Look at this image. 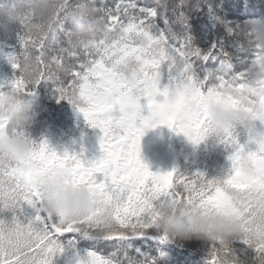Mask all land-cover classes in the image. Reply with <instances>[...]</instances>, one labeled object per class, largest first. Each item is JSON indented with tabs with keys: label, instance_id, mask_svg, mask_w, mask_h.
Masks as SVG:
<instances>
[{
	"label": "snow or ice",
	"instance_id": "snow-or-ice-1",
	"mask_svg": "<svg viewBox=\"0 0 264 264\" xmlns=\"http://www.w3.org/2000/svg\"><path fill=\"white\" fill-rule=\"evenodd\" d=\"M187 5L188 0H63L47 24L36 23L33 13L21 20L26 28L22 51L9 56L20 76L10 89L31 95L41 81L53 82L59 98L100 129L102 155L86 162L42 141L23 160L0 159V203L15 209L26 202L35 209L27 223L17 217L10 224L0 221V264H52L61 250L58 237L74 229L85 234L102 229L103 246L116 250V259L90 253L86 264H152L131 255L129 245L143 248L158 208L179 201L236 217L240 231L232 237L251 247L257 264H264V134H252L257 148L244 153L233 127L216 132L235 149L232 170L223 178L187 175L176 168L153 172L140 155L145 130L161 124L199 144L211 128L210 100L248 112L253 104H264V97L245 99L236 91L248 82L264 86L251 71L264 65V43L255 42L251 65L236 69L232 53L219 41L201 48L186 27L179 36L173 31L175 24L187 25ZM85 11L98 25V35L76 48L68 22ZM253 18L257 16L249 15L246 22ZM242 25H231V33L249 36ZM22 60L34 67L32 78L24 76ZM128 62L131 75L120 70ZM2 89L0 85V104ZM57 168L67 171L70 183L88 186L101 203L112 206L107 225L91 214L69 219L60 213L57 219L43 207L41 181ZM167 238L165 232L158 237ZM210 239L209 264H242L228 238Z\"/></svg>",
	"mask_w": 264,
	"mask_h": 264
},
{
	"label": "trees",
	"instance_id": "trees-1",
	"mask_svg": "<svg viewBox=\"0 0 264 264\" xmlns=\"http://www.w3.org/2000/svg\"><path fill=\"white\" fill-rule=\"evenodd\" d=\"M205 3L210 7H205L200 0H188L187 25L175 24L173 31L179 36L184 33L186 27L193 43L201 48H206L219 41L232 53L236 69L244 64L251 65L255 59V42L250 36L243 33L232 34L230 26L245 23L247 17L253 14L264 18V7H261L264 5V0H205ZM68 23L71 27V21ZM25 32L26 28L19 20L6 22L0 18V85L3 86L2 90L4 91L9 90L11 82L20 76L19 69L13 67L9 56L21 53V37ZM216 66L219 67V61H216ZM34 91L38 96L30 109V113L34 114V119L31 125L25 129V135L28 138L32 139L35 144L47 141L48 145L58 153L77 154L86 162L102 155L99 141L100 129L89 125L83 114L71 102L59 98L53 82L41 81L35 86ZM157 126L161 133L153 132L147 128L140 142L141 158L151 171L166 172L176 168L187 175L199 172L203 173L206 179H214L223 178L232 170L231 157L234 155L235 149L231 145L222 143L217 133L211 137L209 144L202 141L199 144H193L182 133L178 134L171 130L176 141L173 147L177 148L176 154L171 159L166 147L164 131L162 132L161 125ZM233 130L237 135L242 152L255 151L257 145L251 137L252 134H264V121L256 118L251 127H245L237 122L233 126ZM220 150L221 154L216 153ZM157 155L159 160L151 164L150 159L153 156V158H157ZM217 155L219 159L215 158ZM34 215L35 209L26 202L15 209L5 208L0 203V221L5 223L10 224L14 217L27 223ZM54 216L58 219V215ZM93 231L94 229L85 234L83 231L74 229L72 232L61 234L58 237L62 241L67 238L77 239L78 247L72 253L76 258L68 256L69 263L77 264L78 256H80L81 263L86 264L90 253H99L108 259H116L113 253L99 249L106 248L99 244V240H97L98 242L90 240L97 238ZM149 237L147 235L148 241H150ZM228 239L242 264H257L256 253L251 247L232 236ZM212 244L213 241L210 238L195 234L187 239L168 235L165 245H156V249H152V254L161 260H169L172 264H192L191 257L186 258L182 255L185 250H189L199 264H209ZM96 246L99 248H95ZM146 246L147 243L144 247ZM68 250L67 246L63 244L61 250L54 256L63 257ZM129 251L137 256V254L142 255L144 249L139 245L131 244ZM69 252L71 251L69 250Z\"/></svg>",
	"mask_w": 264,
	"mask_h": 264
},
{
	"label": "clouds",
	"instance_id": "clouds-1",
	"mask_svg": "<svg viewBox=\"0 0 264 264\" xmlns=\"http://www.w3.org/2000/svg\"><path fill=\"white\" fill-rule=\"evenodd\" d=\"M63 0H2L0 2V18L6 22L21 20L28 13H33L35 22L47 24L53 20L55 7ZM71 37L73 47L79 48L83 42L96 38L98 25L89 19L87 11L71 19ZM242 31L249 33L254 42L264 43V18H253L243 23ZM24 55H27L26 53ZM23 74L32 78L35 71L25 61ZM131 75L133 66L128 62L120 69ZM254 80H264V65L253 66ZM245 99L264 97V86L258 87L254 82L242 84L237 90ZM32 100L23 92L9 89L5 91L0 104V118L4 128L0 130V159L13 162L25 159L35 148V142L25 135V129L34 119L30 113ZM208 111L211 117L209 134L218 130L233 127L237 122L245 127H251L256 118L264 120V104H253L252 111H242L226 107L210 100ZM43 207L52 215L63 213L69 219H79L90 214L107 225L112 218L111 205L101 203L90 188L84 184L73 185L65 169L57 168L41 181ZM260 198L258 197L257 200ZM156 226L171 237L187 239L192 235L207 238H229L239 233L240 225L236 217L215 212H205L200 207L179 201L173 204H163L158 208Z\"/></svg>",
	"mask_w": 264,
	"mask_h": 264
},
{
	"label": "rangeland",
	"instance_id": "rangeland-1",
	"mask_svg": "<svg viewBox=\"0 0 264 264\" xmlns=\"http://www.w3.org/2000/svg\"><path fill=\"white\" fill-rule=\"evenodd\" d=\"M37 96L38 95H37L36 91H33V93L31 95H27V97H29L32 100L33 103L35 102V98ZM142 103H145V102L142 101ZM144 114L145 115L148 114L147 107H145V109H144ZM157 128H158V126L149 127L148 129H151V130H153V132L155 131L156 133H161L160 131H158L159 129H157ZM215 134L216 133H212L211 135H209L206 139H204V142H206L208 144L211 143V141H210L211 140V137L214 136ZM165 141H166V143L168 145V149L170 151V155L171 156L175 155L177 148L173 147V154L171 153V148L176 143V141L172 137L171 133L169 132V128L166 125H165ZM216 153L221 154V150L220 151H217ZM153 157L150 159V163L151 164H154L156 161L159 160L158 155H157V158H153ZM215 158L219 159V156L217 155ZM156 203L158 204L159 202L157 201ZM153 228H155V229H153ZM93 232H94V234L97 235V238L90 239V240H95V241L99 240V244L103 245V242L106 240V237H105V235L103 233V230L102 229H94ZM163 233L164 232L159 227H157L156 225H153L150 229H148V236H150L149 237L150 238V241L147 243V246L146 247H143V249H144L143 254L142 255L137 254V256L139 255V256L148 258L149 260L152 261V264H156L155 261H158L159 262L158 264H172L171 262H169V260H165V259L161 260L158 257H154V255L152 254V249L153 250L156 249V245H160V246L161 245H165V240L161 241V240L158 239V237L161 234H163ZM59 243H60L61 246L63 244L65 246H67V248L71 252H69V250L66 251L64 253L65 256H63V257L53 256V258H52V264H71V262L70 263L68 262L70 259L67 260V258H68V256H70L72 258H76V257H73L72 253L78 247L77 239L67 238L65 241L59 240ZM170 243H173V242H170ZM95 248H99V247L96 246ZM106 248H104V250L103 249H100V250H102L104 252H110V253H114L116 251L112 247H106ZM190 252L191 251H189V250H187V251L185 250V252H183L182 255L184 257H186V258L191 257L192 264H199L198 260L196 258L192 257V254ZM130 253H131V255L134 256V253H132V252H130ZM78 257H79V260H77V264H82L81 261H80V256H78Z\"/></svg>",
	"mask_w": 264,
	"mask_h": 264
}]
</instances>
